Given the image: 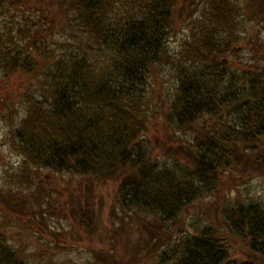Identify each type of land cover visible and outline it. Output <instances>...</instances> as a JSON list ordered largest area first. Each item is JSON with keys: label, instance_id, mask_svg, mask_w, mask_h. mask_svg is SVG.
Returning a JSON list of instances; mask_svg holds the SVG:
<instances>
[{"label": "trees", "instance_id": "1", "mask_svg": "<svg viewBox=\"0 0 264 264\" xmlns=\"http://www.w3.org/2000/svg\"><path fill=\"white\" fill-rule=\"evenodd\" d=\"M57 3L74 33L63 53L34 46L32 27L45 25L38 21L29 20L23 39L0 31V78L20 73L38 80L19 96L24 114L11 140L21 167L10 180L30 187L35 174L49 169L117 182L116 229L104 226L86 202L80 207V226L98 232L101 242L90 248L91 264H223L236 239L245 247L238 264H264V201L225 203L215 220L172 234L195 202L223 190L228 175H264V63L255 54L245 66L234 59L243 18L238 1L206 0L200 15H190L175 53L168 41L177 0ZM21 40L32 43L38 59ZM164 68L174 83L159 115L182 140L163 148L170 161H159L142 137ZM119 238L121 246L111 241ZM0 264H29L1 232Z\"/></svg>", "mask_w": 264, "mask_h": 264}, {"label": "rangeland", "instance_id": "2", "mask_svg": "<svg viewBox=\"0 0 264 264\" xmlns=\"http://www.w3.org/2000/svg\"><path fill=\"white\" fill-rule=\"evenodd\" d=\"M57 1L59 0H0V31L9 33L16 39H23L22 32L25 27H29V20H35L45 25L41 29L32 27L34 46L44 44L54 54L67 51L68 41L72 40L71 34L74 33L64 22L66 17L63 15L64 11H60ZM237 1L242 8L243 18L239 28L241 38L238 56L234 59L244 62L241 65L245 66V61H249L250 56L255 54L264 63V2L263 7L256 8L252 5V0ZM205 2L206 0H177L178 16L168 41L171 53L178 51L188 35L190 15H200ZM21 42L29 46L33 57L39 58L31 42ZM30 81L33 85L38 80H28L20 73L11 75L9 79L0 78V101L6 102H0V232L29 264H91L94 259L90 248L101 247V242L98 232L80 226V207L86 202L89 209L93 207L95 216L101 219L104 226L116 229L121 221V206L116 199L117 182L88 181L85 177L41 169L33 175L30 187L24 185L19 188L7 176H15L21 167V157L13 150L11 135L24 114L19 96L24 91L31 90L28 84ZM173 83L174 79L168 68L158 72L148 109L151 114L148 129L142 134L145 147L152 149L159 161L167 160L163 155L164 147L176 146L182 141L179 134L162 124L159 115L161 106L165 107L171 98ZM261 144L264 146V138ZM30 168L32 172H36L34 167ZM225 179L221 192L195 202L193 207L182 214L172 228L173 237L193 232L206 221L215 220L218 210L225 203L264 201V175H254L243 180L233 173ZM5 199L11 204H6ZM126 213L128 217L130 212ZM136 223L138 222L135 225ZM131 228V238L137 241L140 236L132 225ZM111 241H118L119 246L122 245L120 238ZM129 253L132 254L130 251ZM151 255L152 253L148 255L149 259L154 261L155 256ZM244 258L245 247L241 240L236 239L229 244V256L223 264H238Z\"/></svg>", "mask_w": 264, "mask_h": 264}]
</instances>
